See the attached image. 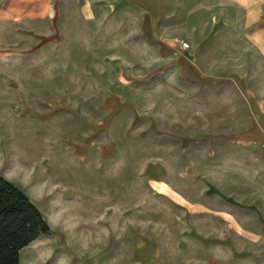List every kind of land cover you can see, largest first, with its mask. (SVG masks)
<instances>
[{
    "label": "rangeland",
    "instance_id": "rangeland-1",
    "mask_svg": "<svg viewBox=\"0 0 264 264\" xmlns=\"http://www.w3.org/2000/svg\"><path fill=\"white\" fill-rule=\"evenodd\" d=\"M52 4V20L0 22V174L50 227L19 263L143 264L145 242L146 264L264 263V148L224 137L247 115L232 84L181 77L136 7ZM252 53L240 64L260 74Z\"/></svg>",
    "mask_w": 264,
    "mask_h": 264
},
{
    "label": "crops",
    "instance_id": "crops-1",
    "mask_svg": "<svg viewBox=\"0 0 264 264\" xmlns=\"http://www.w3.org/2000/svg\"><path fill=\"white\" fill-rule=\"evenodd\" d=\"M77 2L80 13L86 18H91L94 7L102 2L110 12L129 14L128 7L139 9L143 37L175 63L181 77L197 84L200 91L210 90L222 81L232 84L247 115L245 121L239 115L237 124L242 128L224 137L241 145L255 144L264 148V84L260 81V78L264 79V71L251 74L240 64L247 50L253 51L250 61L264 62V0ZM55 14L52 0H0V22L52 20ZM178 39L189 41V47L181 48ZM20 43L27 45L25 41ZM234 47H238L234 50L236 53L231 49ZM6 54L0 49V62L8 56ZM221 93L229 94L230 91L223 88ZM160 177L161 172L154 173L152 178V185L158 192L165 187ZM157 255L158 249L151 242H145L134 250L135 259L143 264L155 260Z\"/></svg>",
    "mask_w": 264,
    "mask_h": 264
},
{
    "label": "trees",
    "instance_id": "trees-1",
    "mask_svg": "<svg viewBox=\"0 0 264 264\" xmlns=\"http://www.w3.org/2000/svg\"><path fill=\"white\" fill-rule=\"evenodd\" d=\"M50 231L30 197L0 174V264H20L19 251Z\"/></svg>",
    "mask_w": 264,
    "mask_h": 264
},
{
    "label": "built area",
    "instance_id": "built-area-1",
    "mask_svg": "<svg viewBox=\"0 0 264 264\" xmlns=\"http://www.w3.org/2000/svg\"><path fill=\"white\" fill-rule=\"evenodd\" d=\"M178 42H179L181 48H183V49H187L189 47V43H187L183 40H178Z\"/></svg>",
    "mask_w": 264,
    "mask_h": 264
}]
</instances>
